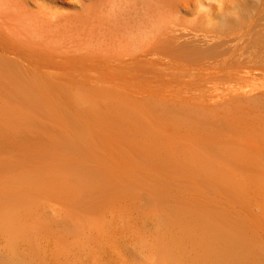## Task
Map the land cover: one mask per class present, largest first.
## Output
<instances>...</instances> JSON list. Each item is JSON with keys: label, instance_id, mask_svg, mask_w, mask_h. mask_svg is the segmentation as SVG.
<instances>
[{"label": "rangeland", "instance_id": "1", "mask_svg": "<svg viewBox=\"0 0 264 264\" xmlns=\"http://www.w3.org/2000/svg\"><path fill=\"white\" fill-rule=\"evenodd\" d=\"M16 2L0 0V264H159L163 259L177 264L181 253L184 263L192 264L196 257L192 216L200 207L198 201L194 205L192 176L181 180L177 169L147 170V160L126 146L143 128L140 121L128 116L135 127L129 124L132 129L126 137V116L100 117L105 112L102 106L108 105L111 95L123 104L153 93L189 100L191 108L207 110L205 114L194 108L196 112L218 116V123L212 122L216 128L223 121L224 130L215 129L217 135L223 131L221 137L235 142L264 140V0ZM112 91H124L125 97ZM98 99L103 103L94 109ZM205 105L211 107L204 110ZM220 115L238 124L219 121ZM99 117L101 122L110 117L105 120L110 125L96 123ZM210 118L202 119L211 124ZM173 122L170 126L166 122L169 130L163 123L154 130L165 131V137L174 131ZM226 123L232 127L229 135ZM104 125L114 131L110 134ZM119 128L123 131L117 132ZM104 132L111 135H107L111 142ZM79 136L83 142L87 137L83 147ZM69 139L74 140L72 145ZM51 140L56 146L62 143L61 148L53 147ZM12 141L30 147L20 144L18 149ZM97 141L99 145H92ZM106 146L107 156L100 148ZM116 160L119 164L113 167ZM122 163L128 165L121 169ZM204 188L202 194L207 193ZM222 190L225 195L227 190ZM221 192L214 190L211 197L228 200ZM181 210L185 224L172 220ZM261 236L252 248L257 264H264Z\"/></svg>", "mask_w": 264, "mask_h": 264}, {"label": "bare ground", "instance_id": "2", "mask_svg": "<svg viewBox=\"0 0 264 264\" xmlns=\"http://www.w3.org/2000/svg\"><path fill=\"white\" fill-rule=\"evenodd\" d=\"M17 2H18V0H17ZM263 17H264V15H263ZM68 91H69V89H68ZM80 91H82V90H80ZM87 91H85V92H87ZM119 92H113V94L114 93L116 94ZM96 93L98 94L99 92H95L94 94H96ZM108 93L110 95L111 91H108ZM122 93L121 94L119 93L120 94L119 97H121V95H122V99H123L124 95ZM70 94H72V93H70ZM76 94L77 93H75V95ZM94 94L91 98H94V100H96L95 99L96 96H94ZM99 94H102V93L100 92ZM133 94H134V92H132L131 96H133ZM149 94H151V93H149ZM106 95H107V93H106ZM109 95H108V97H109ZM125 95H127V94H125ZM153 95L154 96H152V97H147V95H146L145 97H142L139 100H137L138 98L135 97V99H136V100L134 99L135 102L133 101V99L131 97L133 103H127V104H123L121 101H118V99L113 98V95H111L112 97L110 98V100H108L109 101L108 105H105V107L102 106V108L104 109L105 112L102 111L103 110L102 109L100 113L104 112V114H102L101 116L99 114L98 116L102 117L104 115L106 116L107 113H108V115H109V113H111L110 114L111 116L116 115L118 117L119 115L122 116V114H123L124 116H126L125 117L126 121L128 119V116H130V118L133 119L135 122L140 121L139 124L143 128L140 129V131H139V129H137V131H135L137 133H134V131H133L134 129L132 130L134 135L136 134L135 137L136 136L137 137L135 138L132 136L133 138L132 139L129 138L130 140H128V142H126L127 144L124 142V145L126 144V146L128 147V150L130 152H132L133 155H134V153L139 154V155L144 157V159H142V160H144V161L147 160V163L144 164V167L147 168V170L149 168L155 169V170L160 169V168L161 169L165 168V169H162L163 171L164 170L167 171V168L177 169L179 172L180 178L182 177L181 180H184L187 178V177L186 178L184 177V175H186V174H190L192 176L191 179L193 181L192 180L191 181L193 183H195L194 186H196V188L193 186L196 189V191H195L196 199L194 200L195 201L194 205H195V203L198 204L200 202L199 203L200 207L197 206L198 209H196V211L193 212V216H192L191 227L193 229L194 244H195V250H196V257L194 258V261L192 264H257V262H259V260H257L258 259V256L256 253L257 251L255 249H252V248L255 246V244L257 242L261 241V240H259L262 237L261 234H264V212H263V209L261 206V203H263V205H264V140L253 141L252 140L253 138H251V140L237 141V142H235V140L234 141L228 140L227 137H225V138L221 137L223 134V131L219 132L220 136L217 135L218 134L217 131H219L218 129L224 130V127L222 128V126H224L222 124L223 121L220 122L222 126L220 124L219 125L217 124L218 128H216V126H215L216 124L214 125L215 121H216V123H218V121H217L218 116L216 117L215 115H213V117H212L213 121H212L211 120L212 118H210L211 116L207 117V115L205 116L201 112V111H203L202 107L199 106L200 108H198V106L196 107L193 105L196 110L201 109L200 112H196L195 110H193L194 108H191L190 104H188L190 106L189 107L186 104V103H188L189 100L186 102H184L182 100L175 101V99L174 100L168 99V98L163 99L162 97H158V94L155 96V93H153ZM102 96H99V97H101V98L105 97V95H104V97H102ZM129 96L130 95L128 94V97ZM116 97H117V95H116ZM74 98H76V97H74ZM78 98H79V96H78ZM124 99L128 100L127 96ZM129 99H130V97H129ZM99 101H98L99 103L98 102L96 103L94 101V103H96L94 106V109H96L95 107L97 104L100 105L101 103H103L101 100H99ZM129 101H131V100H129ZM91 102H92V99H91ZM71 103H72V101H71ZM94 103H91V104H94ZM202 103L204 104V102H202ZM202 103L199 105H203ZM69 104H70V102H69ZM88 104H89V102H88ZM194 104H195V102H194ZM71 105H73V103ZM75 106H76V103H75ZM89 106H91V105L89 104ZM206 107L209 108L211 106H209V105L203 106V108H205L204 110H206ZM73 108H75V107L73 106ZM73 108H72V111H73ZM84 108H85V106H84ZM84 108H82V109H84ZM98 108L101 109V107H99V106H98ZM86 109H87V107H86ZM88 109H90V108H88ZM91 109H92V107H91ZM99 109H97V110H99ZM211 109H213V108H211ZM211 109H208V110L211 111ZM92 111H95V110L92 109ZM80 112H83V110ZM85 112H87V111H85ZM203 112L205 114H207V110L203 111ZM97 113H95V114L97 115ZM212 113L209 112L208 114H212ZM90 114H91V111H90ZM198 115L199 116L201 115L202 117H198ZM91 116H92V114H91ZM105 116H104V118H105ZM203 116L206 117V119L210 118L211 121L210 120H208V121H210L211 124H208L209 123L208 121H207L208 122L207 124L204 123V122H206V119L204 121L202 119ZM220 116L218 118L219 121L220 120H225V121L228 120V122L229 123L231 122V124H232V122H233L232 120H234V119L231 120L230 119L231 117H229V116H228L229 117L228 118L227 115H226V117L224 115H220ZM89 118H91V117H89ZM104 118H102V119H104ZM109 118H108V120H109ZM198 118L199 119L201 118V121L198 120ZM172 119H174L176 122V123L173 122V123H175V125L173 127L174 131L172 132V129H170L171 130L170 132H168V131L166 132L167 135L164 134L165 137L162 136V134L165 132V131H163L164 127H163V129L161 128L162 130L160 129V131H163V133L162 132L158 133V131L154 130L157 127H159L158 125H161L162 123L165 126L169 122V126H170V124H172L171 123ZM229 119H230V121H229ZM100 120H101V118L98 119V121L96 120V123L100 122L101 124H103V122L105 123L108 121L107 118L105 119L107 121L103 120L101 122ZM92 121L90 120L89 124ZM69 122H70V120H69ZM130 122L127 123L128 126H129ZM202 122L204 125L202 124ZM212 122H214V123H212ZM28 123H29V121H28ZM53 123H55V122H53ZM60 123H61V120L58 124H60ZM107 123H109V125H110V121ZM233 123H237V122H233ZM32 124L33 123H31V125ZM112 124H116V126H117V123H112ZM94 125H95L94 127H96L95 123H94ZM105 125H104V127H106L105 129L110 127L109 125L108 126H105ZM130 125H132V124H130ZM134 125H136V123ZM155 125L157 126L156 128L154 127ZM212 125L214 127V130L217 129V131L211 130ZM80 126H81V124H80ZM97 126H99V123ZM124 126H126V125H124ZM234 126L235 125H233L232 127H234ZM61 127H62V125H61ZM84 127H86V132H88L87 131L88 126L84 125ZM84 127H82V130ZM131 127H133V125ZM131 127L130 126L125 127L126 130L128 128V133L125 132L126 130L124 131L125 133H127V135L125 134L126 137L129 136L128 134H130L129 130ZM138 127L139 126H137L136 128H138ZM175 127L178 130L175 131ZM225 127H228L227 123H226ZM247 127H249V126L247 125ZM75 128L77 129V127H75ZM110 128L112 129V127H110ZM110 128L107 129V131L109 130L110 134H111V131H114V130L113 129L110 130ZM229 128L230 127L226 128V130L228 131L227 135H229V131L231 130V128L230 129ZM103 129H100V130L105 131ZM166 129L169 130L168 125H167ZM233 129L235 130V128H233ZM120 130L123 131L122 128H119L117 130V132H119ZM226 130H225V136H227ZM24 131H26V130H24ZM73 131H75V130L73 129ZM91 131L93 132V130H91ZM212 131H214L213 134H212ZM79 132H82V131H79ZM86 132L84 131L83 133H85V135H86ZM105 132H104V134L107 133V132L106 133ZM132 132H131V134H132ZM216 132H217V134H216ZM69 133H70V131H69ZM99 133L101 135L100 137H102L103 132L102 133L99 132ZM259 133H260V131H259ZM15 134L16 133H14V135ZM73 134H75V133H73ZM77 134H75V135L78 136L79 134L78 135ZM110 134H106L105 137L106 138L110 137L111 136ZM115 134L118 136V133H115V132H114L113 136H115ZM197 134L200 136H197ZM61 135H62V133H61ZM63 135H64V133H63ZM107 135H110V136L107 137ZM245 135L246 134H244L243 136H245ZM20 136H21V134H20ZM87 136H89V135H87ZM113 136H112L113 139L116 138ZM223 136H224V134H223ZM75 137L73 139H75ZM93 137H94V135H93ZM93 137H91V138L93 139ZM95 137L97 138V135ZM156 137L161 138L162 140L158 139ZM18 138H20V139L25 138V135L23 137H17V139ZM79 138H80V136H79ZM81 138H80V142H83L81 140H84V139L83 138L81 139ZM86 138H85V142L81 143L82 147H83V144L86 143V140H87ZM110 138H108V139H110ZM229 138H231V137H229ZM55 139H53V140H55ZM76 139L78 140L77 137H76ZM126 139L124 141H126ZM242 139L243 138H241L239 140H242ZM58 140L61 141L60 138ZM103 140H105V139H103ZM18 141L19 140H17V142ZM64 141H66V140L64 139ZM70 141H72V140H70ZM73 141L70 143L71 145L73 144ZM93 141L94 140L89 141L88 143L91 144V142H93ZM98 141L100 142L99 138H98ZM98 141L96 143H93L92 145H94V144L99 145ZM114 141H116V140L114 139ZM12 142L15 143L14 145L18 144L15 141H12ZM21 142H22V140H21ZM52 142H53V144L56 143L54 141H52ZM101 142H102V140H101ZM110 142H111V139H110ZM119 142L120 141H118L117 143L119 144ZM121 142H120V144H121ZM24 143L26 144V142H24ZM67 143H69V142H67ZM76 143H78V142H76ZM105 143H106V141H105ZM107 143H109V142L107 141ZM20 144H23V143H20ZM58 144H57V146L59 147V145H61L62 143L59 145ZM19 145H16V146H18V149H19ZM23 145L21 147H23ZM100 145H101V143H100ZM112 145H113V141H112V144L110 146H112ZM121 145H123V144H121ZM16 146H15V148H16ZM24 146H26L25 148L30 147V146H28V144L24 145ZM34 146L35 145H33V147ZM54 146H56V145L54 144L53 147ZM74 146H76V145L74 144ZM86 146H87V144H86ZM102 146L104 147V145H102ZM73 147H72V150L76 149ZM89 147H91V146H89ZM103 147H100V148L102 150H104V153H105V150H108V149H107V146L105 149ZM25 148H24V151H25ZM60 148L61 147H59V149ZM62 148H65L64 145L62 146ZM100 148H97V149H100ZM53 149H56V148H53ZM53 149H52V151H53ZM69 149H71V148H69ZM79 149H81V148H79ZM21 150H23V148L20 149L19 151H21ZM26 150H28V149H26ZM30 150H28V152ZM72 150H70L71 151L70 154H72ZM109 150H112V148ZM119 150H121V149H119ZM32 151L34 152V149ZM84 151H86V150H84ZM94 151H95V146H94ZM98 151L94 152V153H98ZM35 152H36V150H35ZM61 152L63 153V151H61ZM111 152L113 153V150ZM118 152H120V151H118ZM94 153H92V154H94ZM107 153L110 154L107 151L105 153L106 156H107ZM115 153H117V152H115ZM121 153L122 152H120V155H121ZM65 154H66V152H65ZM82 154L84 155L85 153H82ZM118 155H119V153H118ZM129 156H131V155H129ZM134 156H136V155H134ZM80 157H84V156H80ZM124 157H126V153H125ZM127 158L128 157H126L125 160H127ZM137 158L139 159V157H137ZM91 160H92V157H91ZM132 161L134 162L133 159H132ZM135 161H137V160L135 159ZM112 162L116 163L113 165V167L115 165L119 164V161H117V160H116V162L115 161H112ZM120 162H122V161H120ZM77 164L78 163H76V165ZM133 164H130V165L132 166ZM141 164H142V161L140 162V164H137V165H141ZM120 165H121V163H120ZM125 165L127 166L128 164H125ZM125 165L121 169L125 168ZM137 165H135V167H137ZM78 166L81 167V165H78ZM113 167H112V169H113ZM135 167L132 166V168H135ZM108 168H110V167L108 166ZM142 168H143V166H142ZM142 168L139 166V169L142 170ZM128 169H130V168H128ZM78 170H80V169L78 168ZM92 170H94V168H92ZM162 170H160V171H162ZM118 171H120V170H118ZM134 171H136V170H134ZM164 173H167V172H164ZM203 186L207 189V193H209V194H207L206 192H204V194H202L203 192H202L201 188ZM222 189L227 190L225 195H227L226 198L228 197V200L225 198L222 199V201L221 200H214L213 198H215V197H213V196H212L213 198L211 197V194H212L211 192L212 191L214 192V190L221 192V191H223ZM216 195H217V193H216ZM221 195L223 196L224 193H222ZM225 195H224V197H225ZM222 196H221V198H222ZM203 199H205L206 202H205V200L203 202ZM196 201H198V203ZM238 209L241 211H239ZM242 211H244V212H242ZM255 211H257V212H255ZM183 214H184V212H183V210H181L180 215H178L177 217L172 219L173 222L176 219H179L180 224H182V223L185 224ZM257 239H258V241H257ZM262 241H264L263 238H262ZM260 245H261V243H260ZM182 257L183 256L181 253L180 261L179 262L176 261L177 264H185L184 259H182ZM158 263L159 264H172V261H166L163 259V261L159 260Z\"/></svg>", "mask_w": 264, "mask_h": 264}]
</instances>
